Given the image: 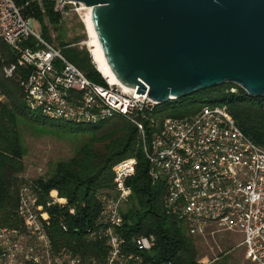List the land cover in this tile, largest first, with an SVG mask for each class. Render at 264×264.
<instances>
[{
    "label": "built area",
    "instance_id": "obj_1",
    "mask_svg": "<svg viewBox=\"0 0 264 264\" xmlns=\"http://www.w3.org/2000/svg\"><path fill=\"white\" fill-rule=\"evenodd\" d=\"M0 0V41L16 55L3 67L10 76L27 68L19 84L29 112L80 126L97 125L120 116L136 132L151 184H160L158 203L163 213L181 224L187 235L203 237L215 230L236 231L238 245L250 264H264V143L256 144L237 126L224 103H205L192 113L165 116L156 101L115 83L100 73L102 83L88 79L61 51L33 29L21 13L29 1ZM80 2L52 0L64 16ZM27 39L31 41L24 43ZM235 92V86L227 88ZM127 156L110 166V184L92 194L91 216L71 223L75 207L55 188L42 197L35 179L16 191L17 225H0V264H171L155 263L152 233L129 234L130 220L121 210L131 193L127 179L135 170ZM39 177V176H38ZM52 223L61 233L73 232L97 243L96 253L82 254L56 243Z\"/></svg>",
    "mask_w": 264,
    "mask_h": 264
},
{
    "label": "trees",
    "instance_id": "obj_2",
    "mask_svg": "<svg viewBox=\"0 0 264 264\" xmlns=\"http://www.w3.org/2000/svg\"><path fill=\"white\" fill-rule=\"evenodd\" d=\"M17 4L22 3L16 0ZM24 16L39 23L42 38L49 41L48 31L43 24L46 18L55 25L60 14L53 10L52 0H41L40 4L29 1L21 8ZM27 39L24 43H29ZM60 43L62 55L77 66L85 76L103 84L99 72L91 65L84 49L65 47ZM16 55L0 41V225H17L15 215L16 191L23 182L21 157L24 153L20 125L25 123L59 126L70 132H85L77 141L75 153L51 164L49 170L35 179L43 197L50 188H55L68 204L84 202V207H75L71 223L87 222L91 216L92 194L110 184V166L120 158L133 156L135 170L126 183L131 193L121 210L122 216L130 220L129 234L152 233L155 239L152 255L155 263L170 261L171 264H194L195 249L192 237L176 220L165 215L159 207L160 184H151L141 147L136 142L134 127L120 116L112 117L97 125L71 127V123L50 119L30 113L24 104L19 84L27 68L17 66L10 76H4L3 67L15 63ZM221 84L200 89L190 95L168 99L156 105V112L165 116H181L192 113L205 103H224L239 129L256 144L264 143V97H253L236 87L235 92ZM30 124V125H31ZM71 124V125H70ZM99 142V146H95ZM49 234L56 243L66 244L82 254L98 252L97 243L85 242L78 234L61 233L54 223ZM103 252V247L100 250Z\"/></svg>",
    "mask_w": 264,
    "mask_h": 264
},
{
    "label": "water",
    "instance_id": "obj_3",
    "mask_svg": "<svg viewBox=\"0 0 264 264\" xmlns=\"http://www.w3.org/2000/svg\"><path fill=\"white\" fill-rule=\"evenodd\" d=\"M71 1L89 7L102 56L129 91L161 103L231 84L264 97V0Z\"/></svg>",
    "mask_w": 264,
    "mask_h": 264
},
{
    "label": "rangeland",
    "instance_id": "obj_4",
    "mask_svg": "<svg viewBox=\"0 0 264 264\" xmlns=\"http://www.w3.org/2000/svg\"><path fill=\"white\" fill-rule=\"evenodd\" d=\"M68 8L67 13L64 16L60 15L55 25L49 23L46 18L43 19V24L48 31V42L59 50H61V42L65 43V47L84 49L91 65L96 68L90 53L91 38L85 21L86 9L84 5L76 10L72 5ZM32 26L35 31H40L39 23L34 19ZM30 124L20 125L24 146V153L21 157L22 171L20 172L23 180L42 176L55 161L72 156L79 137L85 134V132H70L67 128L55 125ZM74 126L71 125V127ZM99 144L95 142V146ZM239 240L238 232L228 230H215L203 237H192L195 249L194 264H250L243 257V249L238 245Z\"/></svg>",
    "mask_w": 264,
    "mask_h": 264
},
{
    "label": "bare ground",
    "instance_id": "obj_5",
    "mask_svg": "<svg viewBox=\"0 0 264 264\" xmlns=\"http://www.w3.org/2000/svg\"><path fill=\"white\" fill-rule=\"evenodd\" d=\"M84 8L86 9V25H87V30L88 33L90 35L91 41L89 43V47H90V53H91V57L92 60L94 62V64L96 65V69L97 71L103 76L105 77L110 83H115L117 85L122 86L120 83H118V81L114 78V76L112 75L111 71L109 70L103 56H102V52L100 50V47L98 46L96 37L94 35V32L92 30V26L90 23V19H89V7L84 6ZM123 87V86H122ZM124 88V87H123Z\"/></svg>",
    "mask_w": 264,
    "mask_h": 264
},
{
    "label": "crops",
    "instance_id": "obj_6",
    "mask_svg": "<svg viewBox=\"0 0 264 264\" xmlns=\"http://www.w3.org/2000/svg\"><path fill=\"white\" fill-rule=\"evenodd\" d=\"M247 261V260H246ZM248 262V261H247Z\"/></svg>",
    "mask_w": 264,
    "mask_h": 264
}]
</instances>
